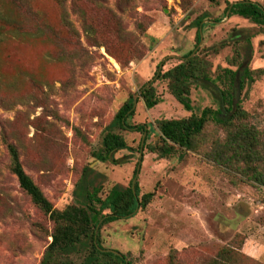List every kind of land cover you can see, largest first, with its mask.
<instances>
[{"label": "rangeland", "instance_id": "374dc122", "mask_svg": "<svg viewBox=\"0 0 264 264\" xmlns=\"http://www.w3.org/2000/svg\"><path fill=\"white\" fill-rule=\"evenodd\" d=\"M238 1L0 0V264H41L54 230L19 189L7 145L58 211L73 204L85 169L88 187H100L104 198L126 187L139 164L140 195L153 193V199L98 232L101 246L130 264H264V186L242 164L218 166L204 157L224 142L221 126L208 122L192 151L173 146L164 158L151 153L149 146L162 144L158 121L190 116L166 81L157 80L158 104L148 110L137 98L127 121L145 125V133L109 128L159 63L164 73L192 52L210 66V81L190 87L192 114L219 108L224 69L251 72L234 103L258 132L263 170L264 26L227 17V4ZM247 1L264 8V0ZM108 130L130 148L115 154L119 166L93 157ZM89 251L85 245L55 260L81 264ZM96 264L105 262L98 256Z\"/></svg>", "mask_w": 264, "mask_h": 264}, {"label": "trees", "instance_id": "16d2710c", "mask_svg": "<svg viewBox=\"0 0 264 264\" xmlns=\"http://www.w3.org/2000/svg\"><path fill=\"white\" fill-rule=\"evenodd\" d=\"M227 17L237 16L249 20L257 26H264V8L257 3L242 0L227 4ZM201 21L196 22L200 27ZM198 32V31H197ZM200 42V33L196 35V45ZM192 52L181 59V62L164 73L160 72L162 62L151 80L142 85L138 97L129 96L118 109L109 128L117 127L122 131L145 133V125H131L127 121L134 115L137 98H140L146 109L150 110L158 104L155 95L154 83L164 80L167 89L176 102L190 116L183 119L161 120L157 122L161 145L149 146L151 153H158L161 158L170 156L173 146L192 151L194 140L198 137L206 124L210 121L221 126L225 132L223 143H215L209 152L205 153L206 160L218 166H245L244 172L248 178L264 186V169H260L263 157L260 152L259 135L256 129L245 123L246 113L240 103H234L237 86L242 88L245 79L252 80L251 72L247 69L232 71L223 70V89H219V108H204L199 115L192 114V105L189 98L190 87L196 82H209L210 66L207 61L191 56ZM226 108V115H221V109ZM144 143L139 145L138 150ZM124 138L108 130L101 140V150L93 157L100 163L108 162L119 166L123 161L115 159V154L128 151ZM7 152L11 162V173L15 177L19 189L29 197L31 202L39 207L54 223L51 241L46 248L41 264H74L69 261L55 260L56 255L68 256L76 254L87 245L89 254L81 264H96L98 256L105 264H130L122 254L104 249L99 240L100 228L111 222L125 220L143 210L153 199V193L140 195L136 181L137 164L132 178L124 188L114 187L104 197H100V187H88V169L75 184L73 191L74 202L64 210L58 211L44 197L31 178L24 172L19 161L16 148L7 145ZM255 162L257 164H255ZM86 249V248H85Z\"/></svg>", "mask_w": 264, "mask_h": 264}, {"label": "water", "instance_id": "95a60500", "mask_svg": "<svg viewBox=\"0 0 264 264\" xmlns=\"http://www.w3.org/2000/svg\"><path fill=\"white\" fill-rule=\"evenodd\" d=\"M238 88H239V87L237 86V91H238ZM138 171H139V167H137V173H138Z\"/></svg>", "mask_w": 264, "mask_h": 264}]
</instances>
